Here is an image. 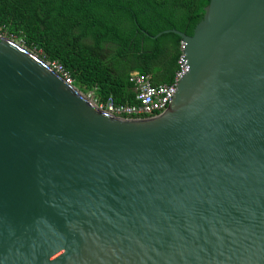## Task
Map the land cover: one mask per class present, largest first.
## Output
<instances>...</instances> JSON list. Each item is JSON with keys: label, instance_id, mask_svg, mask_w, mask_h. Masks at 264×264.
I'll use <instances>...</instances> for the list:
<instances>
[{"label": "water", "instance_id": "water-1", "mask_svg": "<svg viewBox=\"0 0 264 264\" xmlns=\"http://www.w3.org/2000/svg\"><path fill=\"white\" fill-rule=\"evenodd\" d=\"M167 110L122 119L0 39V264H264V0H210Z\"/></svg>", "mask_w": 264, "mask_h": 264}, {"label": "trees", "instance_id": "trees-1", "mask_svg": "<svg viewBox=\"0 0 264 264\" xmlns=\"http://www.w3.org/2000/svg\"><path fill=\"white\" fill-rule=\"evenodd\" d=\"M210 0H0V28L57 61L79 90L134 104L129 73L170 83L181 37L192 35Z\"/></svg>", "mask_w": 264, "mask_h": 264}, {"label": "built area", "instance_id": "built-area-1", "mask_svg": "<svg viewBox=\"0 0 264 264\" xmlns=\"http://www.w3.org/2000/svg\"><path fill=\"white\" fill-rule=\"evenodd\" d=\"M8 38L21 44V41H17L13 35L8 34L5 30L0 28V39ZM24 47V46H23ZM185 47V42H180V56L178 59V69L175 71L173 80L170 83L153 84L150 76L141 74L134 70L129 73V81L134 86L135 91V103L134 104H116L111 96L105 100H99L94 96V91L88 90L87 93L82 92L76 86L73 85V78L70 73L64 68L62 64L53 60H45L40 51L36 52V49H29L35 55L40 56L45 60L46 65L54 72L60 75L65 83L74 86L80 91V93L88 99L99 110L122 119H149L157 118L164 113L169 104L172 101V95L176 88V85L183 78L188 70V66L182 65V55ZM25 48V47H24Z\"/></svg>", "mask_w": 264, "mask_h": 264}, {"label": "rangeland", "instance_id": "rangeland-1", "mask_svg": "<svg viewBox=\"0 0 264 264\" xmlns=\"http://www.w3.org/2000/svg\"><path fill=\"white\" fill-rule=\"evenodd\" d=\"M36 52H38V51L36 50ZM84 92H85V93H87V92H88V90H85Z\"/></svg>", "mask_w": 264, "mask_h": 264}]
</instances>
